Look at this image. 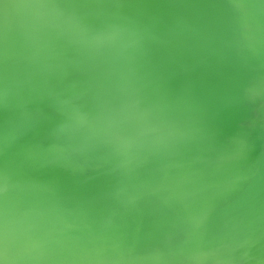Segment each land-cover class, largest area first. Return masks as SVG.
I'll use <instances>...</instances> for the list:
<instances>
[{
    "label": "water",
    "instance_id": "1",
    "mask_svg": "<svg viewBox=\"0 0 264 264\" xmlns=\"http://www.w3.org/2000/svg\"><path fill=\"white\" fill-rule=\"evenodd\" d=\"M0 264H264V0H0Z\"/></svg>",
    "mask_w": 264,
    "mask_h": 264
}]
</instances>
